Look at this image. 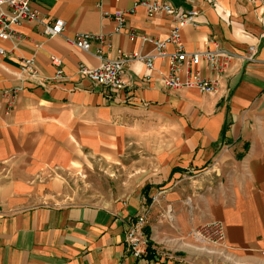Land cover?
Masks as SVG:
<instances>
[{"label": "crops", "instance_id": "crops-1", "mask_svg": "<svg viewBox=\"0 0 264 264\" xmlns=\"http://www.w3.org/2000/svg\"><path fill=\"white\" fill-rule=\"evenodd\" d=\"M140 1L148 0H33L42 22L63 20V36L25 21L0 38V264H264V0H164L197 13L179 30L185 51L234 53L220 74L201 63L214 93L168 88L162 57L149 71L129 58L118 91L81 77V64L156 53L170 16L138 6L115 33L113 16L103 15ZM79 33L110 34V46L92 41L84 52L64 40ZM26 60L36 75L23 70ZM58 69L63 77L54 79ZM102 166L123 170L125 201L62 199L78 194L71 173ZM143 213L149 248L137 258L126 235ZM214 221L222 244L197 248L191 230Z\"/></svg>", "mask_w": 264, "mask_h": 264}, {"label": "built area", "instance_id": "built-area-1", "mask_svg": "<svg viewBox=\"0 0 264 264\" xmlns=\"http://www.w3.org/2000/svg\"><path fill=\"white\" fill-rule=\"evenodd\" d=\"M33 0H0V38L9 40L16 32V28L25 21H35L43 25L42 32L45 36L52 38L63 36L64 22L61 19H55L51 22H42L38 18V14L31 8ZM255 2L263 0H253ZM138 6L144 8L148 17L155 14H165L173 20V28L170 34L164 40L154 41L156 47L155 54L141 55L138 52L130 55L122 54L116 58H105L101 63L94 67H87L83 64L78 67V74L89 80L95 85L104 86L112 91H118L125 87L123 80L125 63L129 58L141 60L144 62L146 70L149 71L153 66L155 57L165 59L168 67V72L163 78L165 85L170 89H194L200 93H214L216 91L217 81L211 80L204 76L199 67L204 62L207 69L214 74H220L233 58L234 53L230 51H192L187 52L183 49L180 41L179 30L187 24L194 23V17L197 14L194 11L183 12L173 8V6L164 0H148L140 1L126 12L124 10L116 11L113 14L104 13V17L113 16L116 21L114 32H119L125 24V14L133 13ZM110 34H90L79 33L74 37H64L66 43L75 47L78 50L87 52L91 48L92 41H96L100 46L109 47L108 38ZM141 40H149L146 36H141ZM173 44L174 51L167 53L165 51L166 44ZM98 55L101 50L96 51ZM257 52V47L250 44L244 54L245 59L252 61ZM0 54H5L3 49H0ZM54 64L60 65L61 60L52 59ZM32 61L26 60L23 63V70L30 75H36L35 70L31 66ZM63 77V72L58 69L54 74V79ZM7 107L11 108L13 104V93H7ZM157 200V196L152 198ZM145 213L138 215L136 220L127 230L126 242L132 249L135 257L141 258L148 248V237L144 232ZM225 232L221 223L208 222L193 228L190 232V239L194 242L197 248L206 250L211 246L220 245L224 240ZM264 255V252H262Z\"/></svg>", "mask_w": 264, "mask_h": 264}, {"label": "rangeland", "instance_id": "rangeland-1", "mask_svg": "<svg viewBox=\"0 0 264 264\" xmlns=\"http://www.w3.org/2000/svg\"><path fill=\"white\" fill-rule=\"evenodd\" d=\"M118 169L119 174H111L104 166L101 169L97 167L89 171L84 168H79L76 173L69 175L68 181L70 189H76L78 194L75 196H66L62 199L65 202L92 203L103 206H109L121 200L125 201L127 197L123 194L130 186L121 175L123 170L120 166H118Z\"/></svg>", "mask_w": 264, "mask_h": 264}, {"label": "trees", "instance_id": "trees-1", "mask_svg": "<svg viewBox=\"0 0 264 264\" xmlns=\"http://www.w3.org/2000/svg\"><path fill=\"white\" fill-rule=\"evenodd\" d=\"M148 248H149V244H148ZM148 248H147V250H148Z\"/></svg>", "mask_w": 264, "mask_h": 264}]
</instances>
